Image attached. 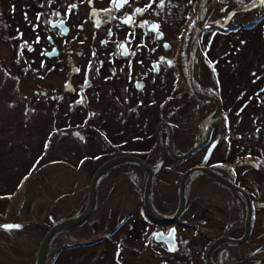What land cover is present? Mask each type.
I'll list each match as a JSON object with an SVG mask.
<instances>
[{
	"label": "flooded vegetation",
	"instance_id": "af4514ba",
	"mask_svg": "<svg viewBox=\"0 0 264 264\" xmlns=\"http://www.w3.org/2000/svg\"><path fill=\"white\" fill-rule=\"evenodd\" d=\"M207 2L205 0L203 4L202 25L195 41L191 70L193 87L206 97L193 93L187 80L200 0H164L163 6L161 0H9L8 9L17 11L0 20V33L5 29L6 33L15 35L16 53L25 56L20 57L24 61L21 64L13 61L8 67L5 63L9 62L3 60L5 56L1 61L8 72L9 68L17 66L16 70L24 75L25 81L29 79V85L37 87L32 92L45 96L53 90L55 93H50L49 98L53 100L55 95L56 103L73 115L81 116L82 110L91 114L95 111L91 108L100 109L96 120L102 122L103 128L107 126L104 123L112 125L111 131L120 135V145L122 140H136L140 136V125L148 116L144 109L146 114L150 109L158 114L160 108L171 106L168 104L171 93H180L177 100L188 95L189 100L199 101L190 104L189 100L185 101L187 119L196 109L195 115L201 118L192 137L184 136L189 142L186 150L180 152L177 148L176 131L171 122L161 120L157 123L170 124L172 148L176 154L189 150L195 143L199 142V145L189 156L177 159L170 153L168 129L162 124L164 160L156 173L164 167L167 158L178 161L172 163L170 170L196 160L182 171L202 167L187 176L186 196L188 182L200 177L207 184L215 185L216 193L211 198L215 201L214 209L201 200V216L186 213L191 203L185 197L181 213L172 221L151 216L150 220L146 212L144 219H148L151 226L153 220L156 222L152 226L155 230L152 231L155 243L151 244L156 247L154 257L162 259L161 264H257L264 257V65L251 70L248 91L243 89L234 93L229 84L232 76L226 78L223 73L220 76L215 68L214 62L220 55L215 53V58L210 61L214 41L213 34L208 31L214 28L242 36L244 30H253L264 22V2L216 0L223 8L222 12L225 10L221 2L228 3L226 15L229 20L223 25L206 23L205 17L211 6ZM203 34L207 35L205 41ZM12 40L9 36L0 37L2 45L5 42L13 44L15 41L10 42ZM20 44L23 47H19ZM200 50L202 61H197ZM57 72L64 74L59 82L61 92H58L59 86L42 84ZM23 75L17 77L14 73L18 80ZM180 78L183 84L179 82ZM151 110L150 114L153 113ZM88 120L89 114L84 123ZM114 123H120V128H115ZM157 125L153 133L157 158L153 162L145 160L151 164L159 157ZM106 130L111 134L108 126ZM135 152L123 153L144 159L141 150ZM178 200L175 209H164L169 206L166 203L161 207L164 212L156 207L161 213L157 214L172 216ZM184 215L187 219L175 223ZM131 217L133 221L138 220L140 230L143 231V226L148 229L149 223L137 210L128 212L123 221ZM191 217L200 223L192 221L194 225L188 219ZM157 231L172 233L176 242L173 250H169L165 241L155 240L153 234ZM243 236V240L234 241ZM216 238L223 241L208 255V248ZM183 241L185 245L181 244ZM157 247L163 249L161 257Z\"/></svg>",
	"mask_w": 264,
	"mask_h": 264
},
{
	"label": "rangeland",
	"instance_id": "374dc122",
	"mask_svg": "<svg viewBox=\"0 0 264 264\" xmlns=\"http://www.w3.org/2000/svg\"><path fill=\"white\" fill-rule=\"evenodd\" d=\"M8 2L0 0V20L16 10H9ZM207 3L211 6L205 17L206 23L223 25L228 22V3L221 2L225 12L216 0H208ZM226 32L209 29L208 34H213L214 41L209 53L210 61L215 58V53L220 55L214 62L220 76L221 73L226 78L232 76L229 84L234 93L243 89L248 91L251 70L264 65V22L253 30H244L242 36ZM8 36L15 41V35L6 33L5 29L0 33L2 38ZM206 36L203 34V40L207 39ZM0 44V264H34L46 229L57 220L75 215L84 208L91 174L99 164L116 154L135 150V153L142 151L140 154L144 160L155 161L158 150L153 133L161 120L174 125L177 148L182 152L189 145L184 136L192 137L201 118L195 115L196 109L187 119L185 101L189 100L188 95L186 93L187 96L177 100L180 93L175 91L169 95L168 104L171 106L160 108L158 114L151 109L153 113L150 114L149 110L146 114L144 109L148 118L145 117L140 125L141 137L122 140L120 145V135L111 131L112 125L104 123L110 134L107 126L103 128L102 122L96 120L100 109L91 108L95 110L91 114L82 110L84 117L73 115L56 103L55 95V99L49 98L50 93H55L53 90L45 96L32 92L37 87L30 86L29 79L25 81L24 75L16 70L17 66L9 68V72L5 70L3 60L9 62L5 63L8 67L13 61L24 62L20 57L25 55L16 53V41L13 44L5 42L4 45L1 41ZM19 47L23 46L20 44ZM2 56H5L3 60ZM196 57L197 61H202L201 50ZM14 73L17 77L23 75L22 79L18 80ZM63 78L64 74L57 72L42 84L59 86L58 92H61L59 82ZM179 82L183 84L181 78ZM88 114L90 120L84 123ZM113 125L117 129L121 126L120 123ZM177 159L167 158L164 167L154 177L150 204L156 214H161L156 207L164 212L161 208L164 203L169 205L164 209L176 208L181 173L190 163L196 162H185L170 170ZM145 180V171L135 163L123 162L111 167L98 183L95 209L82 222L54 234L44 264H161L162 259L154 257L156 247H151L155 243L152 226L156 222L153 220L151 226L148 219H144L146 209L141 201ZM215 193L214 184H207L200 177L190 180L186 197L191 204L186 213L201 216V200L214 209L215 201L211 198ZM136 210L149 223L148 229L143 226V231L140 230L141 227L131 223L134 222L132 217L123 221L128 212ZM187 217L184 215L175 223L183 222L180 220ZM191 218L188 219L194 225V222L200 223V220ZM5 225L21 227H3ZM76 243L88 245L66 248ZM181 244L186 243L183 241ZM159 251L161 257L163 249L160 247Z\"/></svg>",
	"mask_w": 264,
	"mask_h": 264
},
{
	"label": "water",
	"instance_id": "95a60500",
	"mask_svg": "<svg viewBox=\"0 0 264 264\" xmlns=\"http://www.w3.org/2000/svg\"><path fill=\"white\" fill-rule=\"evenodd\" d=\"M204 2H205V0H200V3H199L198 24H197V29H196V32L193 36V40H192V44H191L192 45V51H191V55H190V58L188 61L189 76L187 77V80H188V84L190 86V89L192 90L193 93H195L198 96L206 97V95L197 92L196 89L193 87L192 82H191L193 51H194V46H195V41H196L197 35H198V33L201 29V25H202V11H203ZM214 115H215V113L211 117H209L207 122H209L214 117ZM162 124H165V126L168 129L167 144H168V148L170 150V153L173 156H175L177 158L187 157L199 145V142L195 143V145L192 146L189 150H187L183 153H180V154H176L172 148V128L168 122H160L157 125V130H156L157 142L159 145V157H158L156 162L151 164V163H148L147 161H145L140 156H137L134 154H129V153H122V154L112 156L109 159L102 162L101 164H99L98 167L91 174L89 184H88V190H87V200H86V204H85L84 208L75 215L57 220L56 222L51 224L46 229V231L42 235L41 240L39 242L34 264H44L46 257H47V251H48V246H49L50 240L52 239V237L54 236L55 233H57L58 231H60L62 229L72 227V226L82 222L94 210L95 204H96L97 186H98V183H99L101 177L111 167H113L117 164L123 163V162H134V163L138 164L139 166H141L146 171L147 177H146V181L144 184V190H143V203H144V206H145L147 213L151 217H153L157 220H161V221H163V220L172 221L173 219L178 217V215L181 213L183 206L185 204V197H186L185 182H186L187 176L193 171L202 169V167L201 166H194V167L187 169L186 171H184L182 173L180 180H179V186H178V189H179L178 206H177L175 213L172 216H168V217L160 216L153 211L151 204H150L151 203L150 202V190H151V186H152V182H153V176L156 173V171L159 169V167L162 165L163 160H164V151H163V146H162L161 130H160ZM204 169H206V168H204ZM209 172L213 176L217 177V175L215 173H213L211 171H209ZM154 238H155V240L165 241L169 250H173L176 246L175 238H173L172 234L170 235V232L168 234H163L160 231H157L156 234L154 235ZM244 238H245V236H243L239 239H234V241H240V240H243ZM221 241H223L221 238H216L210 244V246L208 248V255H209L210 251L216 245H218V243ZM260 263H264V257H261L260 261L257 262V264H260ZM231 264H238V263H231Z\"/></svg>",
	"mask_w": 264,
	"mask_h": 264
},
{
	"label": "trees",
	"instance_id": "16d2710c",
	"mask_svg": "<svg viewBox=\"0 0 264 264\" xmlns=\"http://www.w3.org/2000/svg\"><path fill=\"white\" fill-rule=\"evenodd\" d=\"M201 64H202V63H201ZM137 222H138V220H137V221H134V224L137 225ZM137 227H138V226H137ZM134 228H135V227H134ZM134 228L132 227L131 230H132L134 233H136L137 230H134ZM85 245H88V244H85V243H76V244H74V245H67L66 248H68V247H76V246H85Z\"/></svg>",
	"mask_w": 264,
	"mask_h": 264
},
{
	"label": "snow or ice",
	"instance_id": "6c2138e0",
	"mask_svg": "<svg viewBox=\"0 0 264 264\" xmlns=\"http://www.w3.org/2000/svg\"><path fill=\"white\" fill-rule=\"evenodd\" d=\"M262 2H264V0H262ZM163 3H164V0H161V6H163ZM3 227H7V228H11V227H16V228H19L21 227L20 225H5ZM172 233H170L171 235Z\"/></svg>",
	"mask_w": 264,
	"mask_h": 264
}]
</instances>
